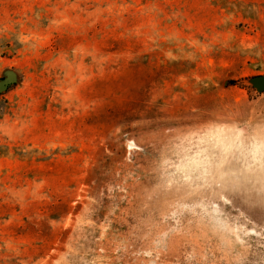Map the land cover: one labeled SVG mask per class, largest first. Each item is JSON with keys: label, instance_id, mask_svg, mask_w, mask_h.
Here are the masks:
<instances>
[{"label": "rangeland", "instance_id": "obj_1", "mask_svg": "<svg viewBox=\"0 0 264 264\" xmlns=\"http://www.w3.org/2000/svg\"><path fill=\"white\" fill-rule=\"evenodd\" d=\"M0 264H264V0H0Z\"/></svg>", "mask_w": 264, "mask_h": 264}]
</instances>
